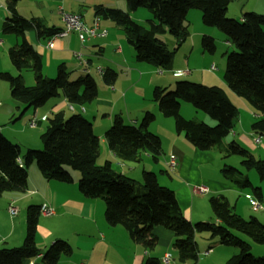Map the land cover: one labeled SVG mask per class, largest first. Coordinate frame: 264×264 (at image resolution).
Here are the masks:
<instances>
[{
  "label": "trees",
  "instance_id": "trees-1",
  "mask_svg": "<svg viewBox=\"0 0 264 264\" xmlns=\"http://www.w3.org/2000/svg\"><path fill=\"white\" fill-rule=\"evenodd\" d=\"M18 0H6L10 16L3 22L4 32L15 33L20 42L9 47L8 56L19 71L30 69L34 83L26 85L21 73L16 75L0 71V81L9 84L10 94L25 106L37 108L56 96L65 97L70 103L84 105L97 95L95 78L85 73L74 80L69 72L59 66L55 77L42 71L40 54L25 37L30 27H35L39 38H47L59 29L47 28L40 23L25 19L16 13ZM230 0H127L130 10L146 8L152 15L149 26L144 28L129 14L117 8L95 7L96 14L121 25L127 42L133 47L135 59L151 63L163 70L171 69L174 54L189 36L185 24L189 9L201 10L204 25L214 26L224 32L234 50L225 53L226 62L222 78L234 94L245 99L258 114L251 129L264 131V15L253 11L242 12L239 19L226 16ZM165 28L176 40L173 49L156 37ZM204 52L215 51L214 39L203 35ZM117 72L106 67L102 80L112 85ZM152 100L164 116L174 118L175 130L182 132L187 140L199 150L216 149L222 159L231 154L241 157L240 164L246 170L254 169L264 179V159H256L238 142L222 139L234 128L237 107L220 85L203 84L188 79L174 82L172 89L154 87ZM181 102H188L215 120L214 125L203 121L185 119L179 113ZM155 114L146 111L138 126L126 123L123 116L115 114L104 136L108 147L123 160H139L140 152L146 151L154 162L161 154V139L147 130ZM48 126L41 132L42 148L25 151L10 141L0 131V197L9 191L24 192L27 189L28 167L35 162L46 179L71 182L73 177L67 168L77 170L78 188L85 197L101 198L105 202L104 215L109 225L123 226L131 239L145 248H153L157 238L152 229L161 225L174 233L175 258L178 262H195L198 258L196 235L206 233L217 238L223 245H232L237 252L224 264H264V254L256 257L250 244L238 233L248 236L254 243L264 244V221L255 216L245 218L236 213L223 197L210 199V206L218 222H191L182 213L172 189L158 183L153 171H142V181L118 173L109 163L96 164L99 155V139L93 132L92 123L80 112L65 116L63 111L47 118ZM224 162V161H223ZM225 179L242 188L250 189L256 201L262 198L261 189L253 186L249 178L237 167L223 163ZM260 204V203H259ZM40 206L31 204L26 208V234L21 245L0 248V264H22L35 257L40 249L35 243ZM71 246L62 239L52 242L42 259L55 264L60 256L69 255ZM143 264H161L149 257Z\"/></svg>",
  "mask_w": 264,
  "mask_h": 264
},
{
  "label": "crops",
  "instance_id": "crops-1",
  "mask_svg": "<svg viewBox=\"0 0 264 264\" xmlns=\"http://www.w3.org/2000/svg\"><path fill=\"white\" fill-rule=\"evenodd\" d=\"M232 1L230 0L226 11L229 10L232 3H238L237 0ZM97 5L123 10L134 20L135 16L140 13L138 8H142L130 10L127 6V0L17 1V15L40 23L47 28L52 27L60 30L63 27L62 11L79 14L87 26L91 25L94 18L98 16L100 19L99 29H105L106 33L104 36L91 40L81 42L75 32H69L65 36L54 39L53 48H48L46 43L50 36L39 38L34 26L26 31L25 37L40 54L42 71L45 75H55L59 66H64L65 70L69 72V77L76 74L79 76L84 73L91 74L92 69H95L102 82L98 84L96 81L97 95L92 102L78 105L70 103L65 97L59 95L50 98L42 106L33 108L14 99L10 94L9 84L6 81H0V131L25 151L28 148L42 146L40 134L47 128V118L53 113L63 111L65 116L72 112L86 113L92 117L91 121L85 116L92 123L93 132L99 139V155L96 164L109 163L118 173L138 181L136 178L146 167L142 166L139 169L137 163L142 159L143 163L152 160L148 152H140L139 160H123L108 145L106 150L101 152L100 144L107 143L104 133L111 125L115 114H121L126 123L138 126L144 113L151 111L155 114V119L148 125L147 130L151 129V133L153 132L161 139V154L157 162L160 161L162 167L159 169V174L166 175V178L159 179L154 169L147 171L153 170L157 174L158 183L173 190L183 215L191 222L205 220L218 222L210 203L202 194L211 195L209 199L223 196L233 206L236 213L241 216L249 214L251 199L249 193L225 179L221 165L223 159L216 149L199 150L195 148L182 132L173 129L172 123L171 127L169 124V129L166 130L158 127L164 123V118H162L164 115L156 109L152 98H148L143 89L139 88L143 76L150 74L145 70L150 66H143L142 61L135 59V53L130 50L133 47L129 43V46L118 43L115 47L113 46L115 42H118L119 36L108 34V29H114L118 32L120 26L109 18L97 15L95 10ZM244 11H253L264 15V0H249V8L247 4L242 3L237 10L233 11V14H239L240 18ZM9 16L10 11L6 0H0V71L18 74L21 71L10 62L8 49L18 44L21 39L15 33L2 30L3 22ZM111 49H113L114 57L107 54L111 52ZM76 53H80L81 58H78ZM190 54L191 52H189ZM204 55L205 52L201 51V59ZM190 59L188 57L183 64L178 63L177 58L173 59L171 69L168 71L171 79L167 85L161 82L164 77V70L152 64L151 72L157 73L155 75L157 81H153L151 88L171 86L176 81L174 77H178L175 75L176 70L185 71L180 76L195 75L198 70L195 69L197 67L191 63ZM94 61L96 62L95 66ZM106 67L117 72L116 80L112 85H106L102 80V70ZM204 71L201 73L213 74L212 70L208 68ZM22 76L25 84H30L31 81L26 83L24 74ZM212 84L221 86L218 82ZM222 87L224 88L223 84ZM135 88L134 96L137 102L130 106L127 94ZM224 90L232 101L231 94L225 88ZM236 99L240 101V106L249 109L242 100H239L240 98ZM232 103L235 105L234 101ZM122 110H124L127 118ZM33 115L37 117V122L35 126L30 127L27 122ZM253 115L258 117L256 112ZM102 116L105 117L106 123L101 118ZM203 118L206 120L204 116ZM97 120L105 123L104 129L96 131ZM165 121L168 123V118ZM171 157L176 161L173 172H169L167 166ZM67 169L73 177L71 182L46 179L33 162L28 167L27 189L24 192H5L0 197V248H12L22 244L26 234V216L24 213L28 205L35 204L40 207L46 205L54 210L50 215L40 212L35 231V243L40 252L37 256L23 261L22 264H46L42 259L43 253L57 239L68 242L71 246V253L60 256L55 264H143L149 257L158 259L161 264H224L232 254L237 252L235 246L223 245L219 243L217 238H212L206 233H200L196 235L197 260L195 262H178L175 258L174 233L161 225H156L152 229L157 238L156 245L153 248H145L141 243L133 241L123 226L107 223L104 215V200L85 197L78 188L79 176L72 172L73 169ZM198 186H205L207 190L198 191ZM244 196L248 197L247 204L246 200L241 198ZM7 202L9 203L8 206L10 204L16 208L18 206L21 214L19 216L10 215L8 206L6 207ZM261 250L264 251V249ZM166 254L170 255V259L165 263L162 258Z\"/></svg>",
  "mask_w": 264,
  "mask_h": 264
},
{
  "label": "rangeland",
  "instance_id": "rangeland-1",
  "mask_svg": "<svg viewBox=\"0 0 264 264\" xmlns=\"http://www.w3.org/2000/svg\"><path fill=\"white\" fill-rule=\"evenodd\" d=\"M237 1H238V3H232L229 10L226 11L225 14L227 17L236 18V19L239 18V14H233V11L237 10V8H239V5H241L242 3L247 4V7L249 8V0H237ZM138 10L140 13H138V15L135 16V21L144 28L148 27L149 26L148 19L152 18L151 13L146 8H143V7L138 8ZM201 14H202L201 10L195 9V8H192L191 10L188 11L184 22L187 25V29L189 31V36L180 45V47L176 50V52L174 54V58H177L178 63H181V64H183L188 57H189V59L191 58L190 59L191 63H193V65H195V67H197L195 69L198 71H196L195 75L189 76V77L186 75H183V76L176 75L178 77H174V80L188 79L190 81H195V82H199V83H203V84H207V85H211L212 83H217V82L219 84H221V86L223 84L224 88L231 94L232 101H234L235 105L238 107L237 120L235 122L234 128L227 136H225L222 139L223 143H227V142H230L231 140H235L236 142L239 143V145L241 147L248 150L256 159H264V131H263V133L259 134V133L253 132L251 129L252 122H254L257 119V117L253 115V113L255 112L254 109L249 105V103L245 99H243L242 97H239L238 95L232 93V91H230V89L227 87V85L224 84V81H222L223 80L222 73H223V70L225 67V62H226V54L225 53H228V52L234 50V46L231 43L227 42L228 38L224 34L223 31H221L220 29H218L217 27H214V26L204 25L201 21ZM232 15H234V16H232ZM119 26H120V31H118V32H117V30H114V29H110V28L108 29V34L113 35V36H117V35L119 36V38L117 39L118 42H115L113 45L114 47L116 46L117 43L119 45H123V44L128 45L124 30H123L121 25H119ZM203 35L211 36L214 39L215 51L213 53L205 52L203 59H201L200 52L201 51L204 52L202 45H201V38ZM156 37L161 39L162 41H164L167 44L168 48H170V49H173V47L176 46V40L173 38V36L168 32V30L166 28L163 32L157 33ZM130 50H131V52H134L133 49H130ZM189 52H191L190 55H189ZM76 54L80 55V53H76ZM107 54H109V56L114 57L113 49H111V52L107 53ZM80 58H81V56H80ZM210 58H212V60L209 61ZM211 63H213V64H211ZM95 64H96V62L94 61V66H95ZM141 64L143 66H150L148 68L144 67L145 70H147L150 74L149 75L146 74L143 76L139 88L143 89V92L148 96V98H150V97L152 98V89L153 88H151V85H152L153 81L154 82L157 81V78L155 76L157 73L151 72V69L153 68V67H151V66H153L151 63L141 62ZM206 65H208V66L205 68ZM211 66L213 68H211ZM207 68L209 70H212L211 72H213V74L208 75V74H202L201 73V72H205L204 69H207ZM119 71L121 72L120 69H119ZM168 71H169V69L163 71L164 77L162 78L161 82L164 83V85H167L170 82L169 79H171V76L169 75ZM11 74L16 75V73H11ZM21 74H24L26 83H29V81H31L30 84H26V85H32L34 83L33 72L30 69L21 70ZM91 74L96 79L98 84H100L102 82L100 80L98 74L95 72V69H92ZM55 75L50 76V77H55ZM77 77H79V74L71 75L69 77V79L74 80ZM211 78H213V80H211ZM217 78H218V80H217ZM173 86H174V83L171 86H168L166 88H167V90H170L173 88ZM135 93H136V88L134 90H131L127 94V98H129L128 102H129L130 106L134 105L137 102L136 98L134 96ZM236 98H240L239 100H242V102H244V104H246V106L249 109H247L243 106H240L241 105L240 101H238V99H236ZM154 104H155L156 109H157L156 103H154ZM181 105H182V109L179 110V113L185 119H195L198 121H203L204 123L211 125V126L215 124L214 119H212L210 116L206 115L203 111L193 107V105L191 103L181 102L180 107H181ZM122 111H123L124 116L126 117L124 110H122ZM83 115L92 121L91 116H89L86 113H83ZM203 116L205 117L206 120H204ZM33 117H34V115L29 120H31ZM142 117L140 118V121H141ZM101 118H103V120H105L104 116H102ZM162 118H164V123L158 126L160 129H164V130L169 129V124L171 127V123L173 124L172 125L173 129H175V122H174L173 117L164 116ZM166 118H168V123H167V121H165ZM29 120H28V122H29ZM28 122H27V124H28ZM36 122H37V117H35V125H36ZM96 122H97L96 131H99L100 129L105 128L106 120H105V123L100 122L98 120ZM154 124L156 125L157 123H154ZM155 125H153V126H155ZM108 127H110V125ZM150 130L151 129H149V131ZM233 131H234V133H233ZM257 136L260 137L259 143H256L254 141V138ZM9 139L11 141H13L11 138H9ZM100 146H101V152L105 151L107 148V143L106 142L101 143ZM33 148L39 149V148H42V146L41 147H33ZM219 160H221V159L219 158ZM240 160H241L240 156H238L236 154H231L230 156H227L225 159H223L221 161L222 162L221 165H223V163H228V164H231V165L237 167L238 169H240V171H242L249 178V180L253 186H257L261 189L262 198L259 201V203L261 204V207H259L258 210L254 209V208H252L253 207L252 204L249 202V214H244L245 216H243V217L248 218L250 216H255L258 218V220L264 221V214H262V213H264V179H261L254 169H250V170L244 169L242 167V165L240 164ZM133 162H135V161H133ZM160 164H161L160 161L159 162H153L152 160H148V161H145L143 163V159H142L141 161H139L137 163V166L139 169H141L142 166L146 167L145 170L154 169L156 171V173L158 174L159 179L162 180L163 178H166V175L159 174V169L162 168ZM35 165H36V163H35ZM36 167H37V165H36ZM72 172H75V174L77 176L80 175V173L77 170H72ZM130 175H132V174H130ZM136 179L138 181H142V173ZM198 188H199V186L197 187V190H198ZM245 190L247 193H249V198H255L250 189L246 188ZM202 196H206V200L210 203L209 198L211 195L202 194ZM241 198H244V200H246L245 201L246 204L248 203V201H247L248 197L247 196H244ZM8 204L9 203L7 202L6 207L8 206ZM17 210H18V212L14 216H17V215L19 216L21 214L18 206H17ZM24 215L26 216V212L24 213ZM14 216H12V217H14ZM238 235L250 244V246H251L250 251L254 256L258 257V256L264 254V251L261 250V249H264V244L254 243L248 236H246L244 234L238 233Z\"/></svg>",
  "mask_w": 264,
  "mask_h": 264
},
{
  "label": "built area",
  "instance_id": "built-area-1",
  "mask_svg": "<svg viewBox=\"0 0 264 264\" xmlns=\"http://www.w3.org/2000/svg\"><path fill=\"white\" fill-rule=\"evenodd\" d=\"M61 20L63 22V27L60 30L55 31L52 35H50V37L48 38V41L46 43L48 48H53V40L58 38V37H62L67 35L69 32H75L77 34L78 39L81 42L87 41V40H91L94 39L96 37L99 36H104L106 33L105 29H99V17L96 16L92 22L91 25L87 26L81 19V16L77 13H69V12H65L62 11L61 12ZM76 56L78 58H80L79 54H76ZM214 66V65H213ZM211 68H213L211 66ZM185 71L183 70H177L175 72V75H181L184 74ZM35 115L34 117L29 120L28 125L33 127L35 125ZM254 141L256 143L260 142V137L257 136L254 138ZM167 166H168V171L169 172H173L175 166H176V161L173 157H171L168 162H167ZM199 191H206L207 188L205 186H199L198 188ZM250 202L253 206L254 209H258L260 206L259 202L254 200L253 198L250 199ZM8 212L10 215H15L17 213V208L15 206H13L12 204H10L8 206ZM40 212L46 214V215H50L54 212L52 207H48L46 205H42L40 207ZM170 259V255L166 254L165 256H163L162 260L166 263L168 262Z\"/></svg>",
  "mask_w": 264,
  "mask_h": 264
}]
</instances>
